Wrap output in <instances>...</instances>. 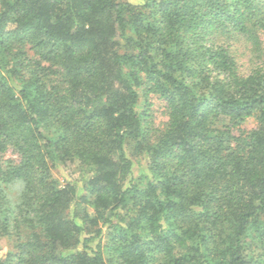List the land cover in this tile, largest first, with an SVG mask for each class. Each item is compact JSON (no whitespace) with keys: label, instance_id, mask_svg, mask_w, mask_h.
Returning a JSON list of instances; mask_svg holds the SVG:
<instances>
[{"label":"trees","instance_id":"obj_1","mask_svg":"<svg viewBox=\"0 0 264 264\" xmlns=\"http://www.w3.org/2000/svg\"><path fill=\"white\" fill-rule=\"evenodd\" d=\"M261 35L264 0H0V153L19 156L0 164V264H264ZM60 164L80 187L56 185Z\"/></svg>","mask_w":264,"mask_h":264},{"label":"rangeland","instance_id":"obj_2","mask_svg":"<svg viewBox=\"0 0 264 264\" xmlns=\"http://www.w3.org/2000/svg\"><path fill=\"white\" fill-rule=\"evenodd\" d=\"M122 2H129L132 4H138L140 0H117ZM262 39V47H263V53H262V59H264V36L261 35ZM226 44H229V49L231 50V53L234 54L236 58L237 67L240 73L246 74L248 73L250 67H251V57L249 52V44L241 41V40H229ZM261 61H257L256 63H259ZM149 101L151 103L150 106V119L153 124V127L157 130H163L165 127V124L167 122L168 116H167V109L165 103L159 99L155 95H150ZM256 125V121L253 117L247 118L243 122H241L238 125L230 124L229 122H223L219 124L220 127H224V129L229 130V132L233 136H238L240 131H246L250 130ZM127 154L128 157L133 162V174L137 176V178H141L140 186L144 185L147 178H148V170L145 167V156L141 154H137L132 149V145H128L127 148ZM19 161V156L17 152L12 148H7L4 152L0 153V164L5 165L8 162L17 163ZM51 179L56 183L57 186H63L67 182H73L77 184L79 187L81 186L82 182V174L78 171V169L75 167V165L72 164H66V165H56L55 167L51 168ZM142 175V177H141ZM19 188L15 186H9L6 190V193L10 197H15L18 194ZM81 195L84 193L83 191L80 192ZM83 206H86L89 208V212L93 213L92 207H90L87 203H82ZM124 214L121 213L120 216H123ZM113 220L115 221L116 218ZM87 222V223H86ZM85 223L89 226V228H102V234H103V241L104 243H107L109 241V228L106 224H102V220L98 219L96 223L90 224L87 221ZM14 250V238L12 236H0V257L3 256L6 252ZM108 249L105 248V260L108 262V264H111V261L113 259L112 255H107Z\"/></svg>","mask_w":264,"mask_h":264}]
</instances>
